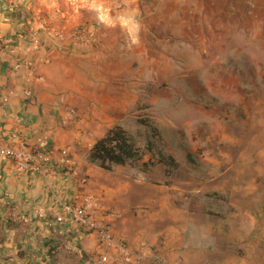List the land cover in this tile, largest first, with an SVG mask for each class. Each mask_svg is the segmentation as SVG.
Here are the masks:
<instances>
[{
    "label": "crops",
    "instance_id": "crops-1",
    "mask_svg": "<svg viewBox=\"0 0 264 264\" xmlns=\"http://www.w3.org/2000/svg\"><path fill=\"white\" fill-rule=\"evenodd\" d=\"M78 27L88 29L83 42L71 37ZM190 47L208 52L216 70L246 72L231 75L235 85H253L247 72H258L263 88L264 0H0L1 142L66 148L77 171L20 172L0 153V264L113 257L95 232L57 220L56 201L76 194L99 196L97 214L111 233L170 264L263 263L248 255L247 234L264 214V94L212 96L226 116L210 145L221 159L168 147L177 164L169 175L148 150L110 169L87 159L109 128L128 130L138 103L152 104V55Z\"/></svg>",
    "mask_w": 264,
    "mask_h": 264
},
{
    "label": "rangeland",
    "instance_id": "rangeland-1",
    "mask_svg": "<svg viewBox=\"0 0 264 264\" xmlns=\"http://www.w3.org/2000/svg\"><path fill=\"white\" fill-rule=\"evenodd\" d=\"M152 58V104L140 107L138 103L134 118L126 123L141 150L140 160L148 156L149 152L145 149L148 141L154 142V152L150 153L154 157L158 152L170 154L167 150L170 147L182 157L189 151L190 158L194 160L199 157L198 154L205 159L223 158L224 152L211 150L210 145L216 141L218 124L224 123V104L215 105L211 98L215 93L222 96L264 94V87L255 84L258 72H247L253 85L241 87L231 82L230 78L231 75L241 78L246 72L225 71L226 65L216 70V66L210 63L212 56L208 52L195 54L190 47L184 54H154ZM160 62L163 64L161 70ZM253 217L258 219V228L252 226L247 234L250 243L247 251L249 256H258L264 264V214Z\"/></svg>",
    "mask_w": 264,
    "mask_h": 264
},
{
    "label": "built area",
    "instance_id": "built-area-1",
    "mask_svg": "<svg viewBox=\"0 0 264 264\" xmlns=\"http://www.w3.org/2000/svg\"><path fill=\"white\" fill-rule=\"evenodd\" d=\"M87 34L86 27H78L72 32L71 37L75 41L83 42L88 37ZM56 35L63 38L62 34ZM0 153L8 157L14 168L20 172L28 170L46 174L53 167L59 166L72 175L77 173L66 148L32 149L23 140L6 146L0 138ZM100 203V197L94 194H76L69 202L56 201L62 212L57 217L58 221L68 219L85 230L95 232L100 248L114 250L113 257L108 253L100 254L96 263L104 264L112 259L116 264H138L142 259L150 258L155 264H170L164 255L151 251H135L125 240L111 233L103 218H99L97 214Z\"/></svg>",
    "mask_w": 264,
    "mask_h": 264
},
{
    "label": "trees",
    "instance_id": "trees-1",
    "mask_svg": "<svg viewBox=\"0 0 264 264\" xmlns=\"http://www.w3.org/2000/svg\"><path fill=\"white\" fill-rule=\"evenodd\" d=\"M145 125V124H143ZM147 126V125H145ZM145 149L154 152V142L148 141ZM141 150L136 145L135 136L120 125L109 128L103 137L95 141L87 153L88 161L103 169H110L112 165H125L140 160ZM156 160L162 163L169 175L176 168V162L170 154L158 152ZM148 160L141 164L142 168L152 165Z\"/></svg>",
    "mask_w": 264,
    "mask_h": 264
}]
</instances>
